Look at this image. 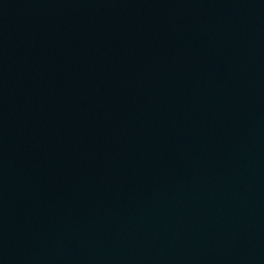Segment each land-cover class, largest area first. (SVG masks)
I'll return each mask as SVG.
<instances>
[{
  "label": "water",
  "instance_id": "1",
  "mask_svg": "<svg viewBox=\"0 0 264 264\" xmlns=\"http://www.w3.org/2000/svg\"><path fill=\"white\" fill-rule=\"evenodd\" d=\"M0 264H264V0H0Z\"/></svg>",
  "mask_w": 264,
  "mask_h": 264
}]
</instances>
